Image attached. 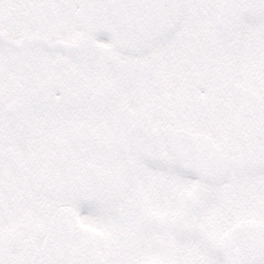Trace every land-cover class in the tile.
I'll return each instance as SVG.
<instances>
[{
  "label": "snow or ice",
  "instance_id": "obj_1",
  "mask_svg": "<svg viewBox=\"0 0 264 264\" xmlns=\"http://www.w3.org/2000/svg\"><path fill=\"white\" fill-rule=\"evenodd\" d=\"M0 264H264V0H0Z\"/></svg>",
  "mask_w": 264,
  "mask_h": 264
}]
</instances>
